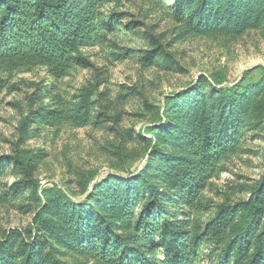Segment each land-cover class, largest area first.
Returning a JSON list of instances; mask_svg holds the SVG:
<instances>
[{
    "label": "trees",
    "instance_id": "1",
    "mask_svg": "<svg viewBox=\"0 0 264 264\" xmlns=\"http://www.w3.org/2000/svg\"><path fill=\"white\" fill-rule=\"evenodd\" d=\"M109 1L0 0V95L7 90V71L41 68L50 80L29 97L11 153L0 154V205L33 212L26 227L1 232L0 264H264V170L257 180L229 188L237 200L225 197L213 205L204 198L230 157L264 162L260 66L244 73H259L254 81L244 76L222 86L210 74L164 96L162 109L145 102L140 116L147 125L118 137L120 162L132 143L142 152L141 171L118 167V176L108 175L88 193L91 177L80 203L55 187H40L36 175L46 154L23 150L24 142L43 128L117 124L134 96L121 88L109 100L102 92L82 88L73 94L57 87L72 69L90 68L86 50L98 48L113 62L132 59L143 69L171 74L184 72L171 51L183 39L264 33V0L162 3L173 24L167 44L139 23L124 22L120 13L103 14ZM130 40L142 49L120 47ZM6 179L10 183H1Z\"/></svg>",
    "mask_w": 264,
    "mask_h": 264
},
{
    "label": "rangeland",
    "instance_id": "2",
    "mask_svg": "<svg viewBox=\"0 0 264 264\" xmlns=\"http://www.w3.org/2000/svg\"><path fill=\"white\" fill-rule=\"evenodd\" d=\"M171 2L110 0L101 11L103 14L120 13L124 22L139 23L142 30L162 35L163 44H167L173 36V24L164 16L160 5H170ZM119 45L142 49L140 42L134 40L120 41ZM171 51L175 52L184 72L166 74L143 69L132 59L116 63L98 48L84 52L90 55V68L72 69L68 76L56 83L57 87L73 94L82 88L98 91L105 93L109 100L121 88L134 96L125 105L126 114L117 124L108 121L96 128L63 126L58 131L43 128L39 137L24 142L23 150L46 154L36 175L41 188L55 187L72 202L80 203L86 199L83 188L91 177L88 193H94L95 184L108 175L118 176L115 172L118 167L141 171L142 152L132 143L124 150L126 161L120 162L118 137L129 129L136 128L141 132L147 125L140 116L144 113L145 102L154 109H162L164 96L180 91L189 83L195 84L200 76L215 75L223 80L222 86H233L244 76L250 81L260 77L254 72L246 76V71L259 66L264 69V33L260 31H250L237 39L222 35L190 36L179 41ZM2 77L7 80V90L0 95L3 101L0 104V154L7 155L11 153V143L17 141L18 123L28 106L29 97L41 93L42 87L50 80L41 68L29 72L7 71ZM224 167L226 171L212 179L211 191L204 194L205 201L213 205L221 203L225 197L239 199L229 188L257 180L264 170V162L259 158L236 155L225 161ZM10 181L6 179L1 183ZM210 215L206 217L210 218ZM32 216L33 212L24 214L0 205V234L3 230L26 227ZM66 260L72 263L73 258Z\"/></svg>",
    "mask_w": 264,
    "mask_h": 264
}]
</instances>
